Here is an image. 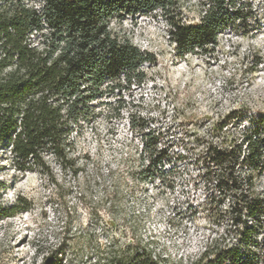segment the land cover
Masks as SVG:
<instances>
[{"label":"rangeland","instance_id":"374dc122","mask_svg":"<svg viewBox=\"0 0 264 264\" xmlns=\"http://www.w3.org/2000/svg\"><path fill=\"white\" fill-rule=\"evenodd\" d=\"M239 5L217 42L192 52L171 40L170 21L201 23L207 0L113 20V31L151 61L140 77L110 81L92 101L74 134L77 172L52 158L49 173L22 172L1 153L0 264H43L73 235L72 260L55 264H90L82 247L103 249L114 236L150 242L168 264L193 261L212 242L250 248L245 224L232 223L205 174L207 148L241 141V129L264 115V0ZM148 135L166 157L144 173ZM257 187L264 192V175ZM14 204L22 210L13 215ZM252 236L256 264H264V217Z\"/></svg>","mask_w":264,"mask_h":264},{"label":"trees","instance_id":"16d2710c","mask_svg":"<svg viewBox=\"0 0 264 264\" xmlns=\"http://www.w3.org/2000/svg\"><path fill=\"white\" fill-rule=\"evenodd\" d=\"M32 1L0 0V155L8 151L22 172L49 173L51 158L77 172L74 134L81 131L92 101L108 82L140 77L142 65L151 61L148 53L113 31V20L157 10L167 13L178 0ZM207 4L197 25L170 21V38L179 50L192 52L216 43L241 11L238 0ZM241 132V141L207 148L205 174L232 223L245 224L242 241L250 248L212 242L184 264H256L260 259L251 238L260 232L264 217V192L257 187L264 175V115ZM157 143L151 135L143 139L148 163L144 173L163 164L166 155ZM10 209L13 215L22 210L16 204ZM86 236L81 233L79 238ZM76 239L73 235L60 243L43 264H55L59 257L70 262ZM82 252L94 258L90 264H168L150 242L136 237L114 236L103 249L86 245Z\"/></svg>","mask_w":264,"mask_h":264}]
</instances>
